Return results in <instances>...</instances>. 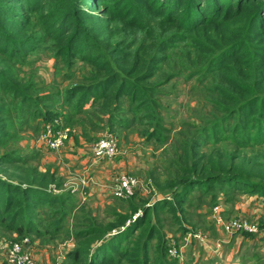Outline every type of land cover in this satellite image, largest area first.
Here are the masks:
<instances>
[{
  "label": "trees",
  "instance_id": "trees-1",
  "mask_svg": "<svg viewBox=\"0 0 264 264\" xmlns=\"http://www.w3.org/2000/svg\"><path fill=\"white\" fill-rule=\"evenodd\" d=\"M155 21L175 24L180 33L196 41L201 52L213 54L207 69L218 76L225 74L226 83L217 85V89L227 103L224 111L228 116L223 120L227 122L217 123L213 134H206L203 142L192 138L190 148L186 143L177 174L164 180L157 173L159 166L151 168V186L168 193L166 196L151 205L139 193L131 199L113 196L126 211L115 210L111 214L115 223L107 228L92 226L77 232L76 239H83L84 244L68 250L66 260L78 264H120L124 260L132 264H169L163 258L151 260L149 254V240L154 238L160 249L168 253L161 226L152 219L154 212H167L173 224L186 231V205H190V197L199 186L208 193L215 185H221L235 194L264 200V0H0V58L7 62L24 61L36 47L51 43L58 56L67 61L79 59L104 72L97 82L71 88L70 100L79 94V111L95 100H102L101 111H107L113 98L127 96L135 108L153 116V102L140 81L157 73L168 56L160 53L172 43L161 42L153 53V48L147 50L141 35L134 32L150 29ZM110 25L124 32L122 38L108 32ZM202 39L217 45L218 50ZM113 43L124 44L118 48L123 52V61L118 60L116 49L104 51L103 46ZM6 71L0 66V146L12 133L5 95L21 98L28 105L33 103L32 97ZM227 144H232L233 149ZM206 145L211 146L203 150ZM189 152L191 157L187 156ZM4 158L11 163L25 161L21 156ZM53 182L54 178L47 174L40 180L34 176L20 178L18 183L0 177V223L21 237L39 234L28 209L70 202L68 196L53 193ZM139 209L143 216L129 224ZM143 225H150L147 238L134 244V235ZM260 225L263 230L264 218ZM115 229L118 231L112 234ZM59 231L61 227L52 235ZM106 234L108 237H102ZM98 235V239H92Z\"/></svg>",
  "mask_w": 264,
  "mask_h": 264
},
{
  "label": "rangeland",
  "instance_id": "rangeland-1",
  "mask_svg": "<svg viewBox=\"0 0 264 264\" xmlns=\"http://www.w3.org/2000/svg\"><path fill=\"white\" fill-rule=\"evenodd\" d=\"M175 26L155 21L150 29L134 32L141 35L147 50L153 48V53L158 51L161 42L169 40L168 43H172L167 51L160 53H167L168 56L167 61L159 65L157 73L148 80L140 81L153 102L155 117L145 115L146 111L139 107L135 108L127 96L113 98L107 111H101L104 106L102 100L90 101L79 111V94L70 100L71 88L97 82L96 79L102 78L104 72L79 59L67 61L58 56L51 43L36 47L24 61L7 62L0 58V66L6 67V72L14 76L15 83L33 99L32 105H28L21 98L5 95L9 101L7 106L12 133L0 146V177L18 183L20 178L34 176L40 180L47 174L54 178L53 193L70 198L66 205L23 206L29 208V218L37 226L39 234L30 233L21 237L6 224L0 223V264H4L8 246L24 237L30 241V251L38 257L40 255L43 264H78L66 260L68 250L84 244L83 239H76L77 232L92 226L107 228L115 223L111 216L115 210L126 211L109 193L119 173L137 177L142 183L138 196L148 200L147 205L153 204L157 198L168 193L151 186V168L159 166L157 173L164 180L177 174V166L183 163L180 154L186 143L189 147L192 138L203 142L206 134L212 135L214 126L227 118L228 113L224 111L227 103L217 89V85L226 83L223 80L225 74L218 76L208 71L213 54L201 52L194 43L196 41L180 33ZM118 30L117 26L110 25L108 32L122 38L124 32ZM132 35L129 34L130 37ZM194 37L199 38L197 35ZM202 42L213 49L218 47L205 39ZM123 46L106 44L103 49L106 53L116 49L118 60L123 61V52L118 50ZM113 61L116 64V60ZM49 126L56 131L70 130L62 148L49 149L41 142V136ZM86 132L90 135L85 136ZM103 134L117 138L118 154L112 159L102 160L86 156L87 144ZM210 146H204L203 150H208ZM227 146L233 149L232 144ZM8 155L21 156L25 161L11 163L4 158ZM191 155L189 152L187 156ZM247 196L235 194L221 185H215L208 193L203 187L195 188L190 205H186L189 210L184 218L186 231L173 224L167 212H154L152 219L161 226L168 249L176 245L182 248V253L181 258L173 257L169 252L165 254L157 238H154L149 240L151 260L163 258L169 264H264V227L262 234L239 231L225 238L212 217L216 206L221 208L224 218L239 217V206L244 205L242 198ZM157 215H160L161 221H158ZM141 216L143 210L139 209L128 223ZM246 216L249 222H257L262 227L264 200L261 207L254 205ZM149 226L143 225L135 233L134 244L146 240ZM57 227H61V231L52 235ZM116 231L112 230V234ZM199 231L212 240L222 237L224 244L221 250L215 253L194 242L185 245V235ZM102 237L106 238L108 234ZM98 238L99 235L92 237L93 240ZM120 264L132 263L124 260Z\"/></svg>",
  "mask_w": 264,
  "mask_h": 264
},
{
  "label": "built area",
  "instance_id": "built-area-1",
  "mask_svg": "<svg viewBox=\"0 0 264 264\" xmlns=\"http://www.w3.org/2000/svg\"><path fill=\"white\" fill-rule=\"evenodd\" d=\"M70 130L56 131L53 127L49 126L46 132L41 136V142L44 143L49 149L62 148L69 137ZM119 152L118 140L115 136L100 135L99 139L87 144L85 155L89 158L96 160L112 159ZM85 183V182H84ZM142 187V183L137 177L121 172L113 183L109 193L116 197H129L137 193ZM222 210L219 206L213 209V219L221 228L224 237H228L233 233L239 231H246L251 233L262 234L263 230L257 222H249L247 219L240 217L224 218ZM185 245L194 244L204 245L213 252L217 253L221 250L224 239L218 238L215 240L210 239L206 234L199 232H188L185 235ZM30 241L27 237L21 240L13 241L5 251L4 264H42L40 258L30 251ZM168 252L173 257H180L182 248L176 245L171 246Z\"/></svg>",
  "mask_w": 264,
  "mask_h": 264
},
{
  "label": "crops",
  "instance_id": "crops-1",
  "mask_svg": "<svg viewBox=\"0 0 264 264\" xmlns=\"http://www.w3.org/2000/svg\"><path fill=\"white\" fill-rule=\"evenodd\" d=\"M82 150H79V152ZM244 205H241L239 207H241V211L237 213V215L242 218V219H247V214L249 211L252 210V208L255 206L261 207V205L263 204V199L258 198L256 196L253 195H249L246 198H242ZM259 209V208H258ZM254 211H258V210H254ZM255 212V213H256ZM257 219H258V215H256ZM256 220V219H255ZM39 258H41V256L39 255ZM41 260V259H40ZM42 261V260H41ZM43 264V263H42Z\"/></svg>",
  "mask_w": 264,
  "mask_h": 264
}]
</instances>
